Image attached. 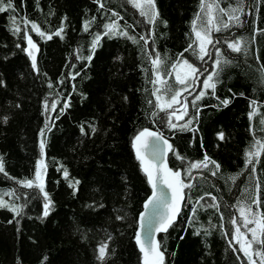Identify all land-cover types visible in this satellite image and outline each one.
I'll use <instances>...</instances> for the list:
<instances>
[{
	"label": "trees",
	"instance_id": "16d2710c",
	"mask_svg": "<svg viewBox=\"0 0 264 264\" xmlns=\"http://www.w3.org/2000/svg\"><path fill=\"white\" fill-rule=\"evenodd\" d=\"M12 2L14 12L0 13V196L5 202L0 207V264H143L134 236L150 186L133 139L148 128L161 129L170 140L174 151H169V168L180 170L185 183L190 179L185 168L205 155L215 162L208 169L216 171L213 176L209 170H193L194 186L183 189L177 220L156 239L163 264H250L233 239L236 227L252 260L260 264L254 253L264 252V247L253 243L248 248L252 232L241 226V209L252 219L251 208L257 223L248 228H256L257 239H264L258 226L264 219V151L245 167L246 151L256 140L264 143V0H204L203 8L201 0H153L151 11L158 16L151 23L128 0ZM209 4L214 17L210 25ZM237 8L242 10L233 13ZM230 14L239 20L229 21ZM13 16L19 32L14 31ZM113 21L117 34L104 35L105 25ZM193 21L196 31L208 27L213 41L203 61L194 54L199 41ZM31 22L51 39L33 31ZM61 28L63 38L54 35ZM226 41H238L242 51H232ZM215 48L229 63L222 65L214 92L204 89L207 74L201 76L179 98L187 114L181 119L172 116L178 126L169 127L172 109L162 112L156 107L152 93L160 84L152 83L149 57L159 54L160 76L180 89L177 74L191 79L182 61L211 70ZM29 51L35 55L36 69ZM201 90L206 94L193 106ZM167 101L165 96L160 102ZM252 101L258 107L250 119ZM65 102L69 107L64 108ZM181 103L173 105L178 113L184 111ZM188 120L190 125L180 127ZM37 160L44 165L39 181ZM233 176L235 181L229 179ZM27 179L47 192L48 216H43L46 201L39 188L19 183ZM193 206L195 220L190 222ZM13 207L22 209L19 215Z\"/></svg>",
	"mask_w": 264,
	"mask_h": 264
},
{
	"label": "snow or ice",
	"instance_id": "6c2138e0",
	"mask_svg": "<svg viewBox=\"0 0 264 264\" xmlns=\"http://www.w3.org/2000/svg\"><path fill=\"white\" fill-rule=\"evenodd\" d=\"M128 2L132 3L134 7L139 9L140 14L142 16L147 17L149 19L150 23L155 22L156 17L158 16V13L151 11L152 9H154L153 0H128ZM201 5H202V8L205 6L204 0H201ZM100 7L103 8L104 5L101 4ZM207 8L209 10L208 24L210 25L212 23L213 18H214L211 15V10L213 8V5L209 4V5H207ZM7 10H12L13 12L15 11V9L13 7L12 0H0V13L5 12ZM241 10L242 9L237 8V9H233L232 12L235 13V12L241 11ZM220 11L223 12L224 10L220 9ZM228 18H229V21L239 20L238 16H234L232 14H230L228 16ZM197 19H199V16L197 17ZM12 22L14 25V31L19 32L20 27L16 24V17L15 16L12 17ZM23 23L25 25H27L29 23V21L24 20ZM193 25H194V31H196V29H195L196 21H193ZM228 26L229 25L227 23L224 24L225 28H227ZM84 27H85V31H87L88 30V22L85 23ZM105 28H106V31H105L104 35H109V34L116 35L117 34L116 30L118 28V25L115 23V21H113L111 24L105 25ZM31 29L33 31L37 32V34L40 35L42 38L51 39V36L45 37V34L42 31H40L38 25L35 22H31ZM62 31H63V28L57 30L54 33V35L61 36ZM217 31H219V29H217ZM119 34L124 35V36H128V34L126 32H120ZM24 36L27 39L28 45L34 49L35 45L33 44V41L31 39V37L28 35L27 31L24 32ZM61 38H63V37L61 36ZM128 38L132 39L134 43L138 42L135 37L129 36ZM196 38L199 41V43L196 46V51L194 54L198 57V59L203 61L206 56H209L211 54L208 50V47L210 45L214 46L213 41L209 35V28L205 27L202 32L196 31ZM99 39H100L99 35H97L94 38L93 44H92L93 49L95 48ZM139 39L144 40L145 43H147V40L145 37L141 36ZM217 43H219V41H217ZM226 43H227V47L230 48L232 51H234V52L242 51L238 41H236V42H227L226 41ZM18 47H19V45H18ZM189 48H193V45H189ZM26 51H27V49H26ZM153 51H154V49H153ZM185 51H188V49H186ZM28 55L32 58L33 69H36V60H35L34 53L29 51ZM215 56H216V59L213 61L211 70H209L206 67L201 68V67L194 66L193 64L189 63L188 60H183L182 63L184 65H186L187 68L189 69V74H190L191 79H189L188 76L181 78V76L179 74H177L176 75V82L182 86L180 89H175L173 86L169 85V83L166 79H164L160 76L159 66L162 63V60H161L159 54H156L155 58H152L151 56L149 57L152 65H153V76L155 77V79H153L152 83L154 85H156L157 83L160 84V87L154 88V91L152 93L156 97V100H157L156 107L162 112L166 111V109H172V111L169 113V119H168L169 127L176 128L178 126L176 123L172 122V116H176L177 119H181L183 117V115L187 114V105L182 104L181 100L179 98L182 96L183 92H187L190 88H192L194 86L195 81L198 80L201 76H205V74H207L202 81L203 85H204V89L205 90L206 89H212L214 92L215 86H216V80L218 79V77L220 75V70H221L222 65L229 63V61L227 59L223 58L221 50L219 48H215ZM88 59L90 60L91 57H88ZM172 67H173V69H175L176 64H173ZM262 72H264V70H262ZM167 75L171 76L172 73H168ZM51 86L52 85L49 84V87H51ZM205 94H206L205 91L201 90L198 93V95H196L194 97V99L192 101L193 106H195L196 101L200 100ZM165 96H168V101L166 102V104H163L160 101ZM56 103H57V101H53V103L51 105V107L53 109H55ZM150 103H151V101H150ZM178 103H181V107H183V109H184V111L182 113H180L179 115H177L179 110L173 107V105L178 104ZM223 103L226 106L228 101L225 100V101H223ZM251 106L253 108V111L249 113L250 119L256 114V108L258 107V104L256 101H252ZM45 107L47 108L48 105L46 104ZM67 107H69V105L67 102H65L64 108H67ZM191 123H192V121L188 120L184 125H182L180 127L186 128ZM261 123L264 124V119L261 120ZM82 131H83V129H82ZM93 131H94V129H93ZM41 134L43 135V129L41 130ZM220 138L221 139L223 138V134H220ZM149 140L154 142L153 147L151 149V161L146 160L145 156L143 154V150L145 147H147ZM161 142L165 146L164 149H162L160 147ZM133 148L135 149V152H136V158L140 161L142 170L147 175L148 182L150 184L154 185L153 195L151 197H149L148 201H146V203L144 205L145 208L152 206L153 208L163 207L165 209H169V211H166L164 213H160L158 211L156 213V216H157L156 225L157 226H156L155 231L166 232L168 230V228L172 225V222L174 220L175 215L179 214V211H180L179 204L181 201L184 200L183 189L192 188L194 186L193 183L191 182L193 179H195L192 176L193 170H209V171H211L210 169H208V165L209 164H215V162L211 161L207 157V155H205L204 160H202V161L190 162V164L185 168V175L187 177H189L190 179H189L188 183H185L184 179L182 178L180 170L172 171L164 165V151L165 150L174 151V150L172 149V146L168 143V141L166 139H164V137L162 135H160L157 132L149 131L148 129H143L134 137ZM40 150H41V156H43V151H44V142L43 141H41ZM261 151H264V143H262L259 140L254 141L253 145L251 146V149L247 150L245 153V156H246L245 167L246 168L250 164L253 163V157L254 156L259 157ZM176 156H177V159H180L182 163L184 162V158L181 157L179 155V153H176ZM43 167H44V165H43L42 160H37L36 181L40 180L41 169ZM215 168L218 171L219 165H215ZM3 171H4L3 165L0 164V172H3ZM252 171L255 172L254 167L252 168ZM211 174L213 176H215L216 171H211ZM64 176H65V178L68 177V172L66 169L64 170ZM229 179L235 181L236 177L235 176L229 177ZM154 180L157 182L164 183L166 188L171 189V191H172L171 206H169V198H168L167 193H165L163 190H161L159 192L155 191ZM19 183H21L22 186H24V187L32 188L35 186V187L39 188L40 192L43 193V195H44V200L46 201L43 205V208H44L43 216H45V217L48 216L49 212L51 210V208H50L51 201L49 200L48 194H47V192H45L43 185L36 183L32 179L20 181ZM70 186H72L71 183H70ZM257 188H259V185H257ZM9 195H14V194H9ZM201 199H203V197H201ZM213 200H215V198H213ZM196 203H199V201H197ZM253 203H256V201H253ZM3 206H5V202H4L3 197L0 196V207H3ZM210 206L216 207L215 204L210 205ZM11 210L15 211L17 215H19L20 212L22 211V209H20L18 207H13V208H11ZM195 212H196V208H195V206H193V215L189 218L190 222H193L195 220ZM248 213L250 216L253 217L252 219H249L248 217H246L245 213L243 211V208L241 209V216L244 217L243 224L241 226L246 228L247 231L252 232V240L247 242L248 248H251L253 243L260 244L262 247H264V239L258 240L256 237L257 229L256 228H248L249 224L257 223L255 218H254L255 214H253L251 212L250 207L248 208ZM143 217H144V214L142 213L141 218L143 219ZM232 224L234 226H236L237 221L235 218H233ZM258 226H259L261 233L264 234V219H261L259 221ZM242 235L243 234L240 231V227H236L235 233L233 234V239L241 244V250L245 251V255L249 258L250 264H255V261L252 260V253L247 251L245 249V244L243 242H241ZM135 239H136V243L140 246V251L142 253H144L143 264H163L164 253L162 251H160V244L158 241H155L154 239L142 241L141 240V234L139 232H137ZM106 248H107V244H104L99 248V253H100L101 259H103L104 255H105ZM254 254L257 257H260V264H264V252L256 251Z\"/></svg>",
	"mask_w": 264,
	"mask_h": 264
},
{
	"label": "water",
	"instance_id": "95a60500",
	"mask_svg": "<svg viewBox=\"0 0 264 264\" xmlns=\"http://www.w3.org/2000/svg\"><path fill=\"white\" fill-rule=\"evenodd\" d=\"M180 113H181V111L178 114H180ZM148 130L159 133L170 144V140L163 134L161 129L148 128ZM153 143H154L153 141L149 140L148 144H147V147H145L144 150H143V154L145 156V159L149 160V161H151V149L153 147ZM160 147L162 149L165 148V146L163 145L162 142L160 143ZM134 153L136 155L135 149H134ZM168 156H169V151L165 150L164 151V165L168 169H170L169 168V163H168ZM146 179L148 181L147 175H146ZM148 184L150 186V193L147 196V198L144 200V202L142 204V209H141V211L138 214V217H137V228L135 230V236H134V241H135V244H136V246H137L139 251H140V246L136 243V239H135L137 232H139L141 234V240L142 241L149 240V239H154L156 241L157 236L159 234H161V233H164V232H160V231H155L156 226H157L156 225V221H157L156 213H157V211L160 212V213H164L166 211H169V209H165L163 207L153 208L152 206H150L148 208H145L144 205H145L146 201H148L149 197H151L153 195V191H154V185L150 184L149 182H148ZM154 184H155V191L156 192H159V191L163 190L165 193H167L168 198H169V206H171V203H172V191H171V189L166 188L164 183H162V182H157V181L154 180ZM179 207H180V211H181V209H182V201L180 202ZM180 211H179V213H180ZM142 213L144 214L143 219L141 218V214ZM178 216H179V214L175 215L172 224L177 220ZM241 242H242V240H241ZM239 247H241L240 243H239ZM140 253L144 257V253H142L141 251H140Z\"/></svg>",
	"mask_w": 264,
	"mask_h": 264
}]
</instances>
